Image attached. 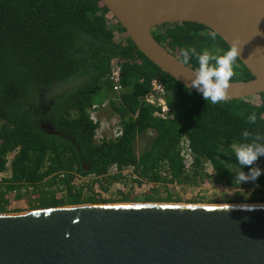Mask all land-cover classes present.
Returning a JSON list of instances; mask_svg holds the SVG:
<instances>
[{"label":"trees","instance_id":"trees-1","mask_svg":"<svg viewBox=\"0 0 264 264\" xmlns=\"http://www.w3.org/2000/svg\"><path fill=\"white\" fill-rule=\"evenodd\" d=\"M113 20L100 0H0V213L20 200L36 208L108 203L84 197L74 179L94 175L117 181L128 168L139 185L180 184L189 170L196 177L201 168L227 189L254 185V196L261 197L247 202H264V156L251 166L262 170L255 182L235 179L240 167L235 150L251 142L243 134L264 136V93L257 101L206 102L163 73ZM152 34L181 61L182 48L221 54L229 48L196 23L164 24ZM113 63L121 66L119 93L107 80ZM188 65L198 68L195 58ZM233 70L230 81L252 78L239 59ZM153 78L165 85L171 117L155 116L156 109L144 101ZM105 100L119 117L122 134L97 144L98 124L90 111ZM253 113L254 124L248 121ZM147 132L154 136L138 154L136 141ZM183 140L189 156L181 151ZM113 167L117 172L109 175ZM242 171L248 174L249 167ZM150 191L143 197L123 194L120 202H157ZM235 202L246 200L238 196Z\"/></svg>","mask_w":264,"mask_h":264},{"label":"water","instance_id":"water-1","mask_svg":"<svg viewBox=\"0 0 264 264\" xmlns=\"http://www.w3.org/2000/svg\"><path fill=\"white\" fill-rule=\"evenodd\" d=\"M100 1L137 49L186 88L196 69L153 28L207 27L241 49L252 75L229 81L223 101L264 93V0ZM0 264H264V208L119 203L0 213Z\"/></svg>","mask_w":264,"mask_h":264},{"label":"rangeland","instance_id":"rangeland-1","mask_svg":"<svg viewBox=\"0 0 264 264\" xmlns=\"http://www.w3.org/2000/svg\"><path fill=\"white\" fill-rule=\"evenodd\" d=\"M115 23V20L111 21ZM123 34H120L118 37H123ZM111 96V95H110ZM112 98V97H111ZM250 100L257 101V96L250 97ZM117 101V99H116ZM94 121L98 124L99 131L101 135L106 137L110 135V132L115 129L116 126L120 125L119 117L113 112L109 100L103 102L101 108H96L91 110ZM154 136V133L147 132L144 135L140 136L136 141V152L140 154L148 145L151 138ZM181 151L184 155L189 156L187 149L186 140L182 141ZM13 154L8 156L10 160ZM201 175L194 176L188 171V179L183 180L180 184H164L162 182L155 185L143 183L139 185L135 182L136 176L133 173L132 168L125 169L122 171V177L117 181H111L108 178L98 180L94 185H79L81 182L73 181L74 185L83 187V196L89 197L95 195L97 199H104L110 202L108 203H98V204H127V203H162V204H187V205H202V206H213V205H224V204H264V202H247L249 199L261 197V194L254 196V185L239 187L237 190H231L224 187L222 184H219L214 177L205 176L202 173ZM203 172H208V169H205ZM116 171L114 168L110 169L109 175L115 174ZM93 179L84 178V182H91ZM245 185V183H243ZM154 188H153V187ZM103 188V190L101 189ZM153 193L154 197L159 199L157 202H120L123 194H131L136 197H143L145 193ZM243 197L246 202L236 203V197ZM263 196V195H262ZM170 197V199H167ZM169 200V202H167ZM85 204H95V203H84ZM212 204V205H211ZM34 204H28L27 202L20 201H11L6 208L5 214L20 213L32 210H39L45 208H36ZM81 205V204H80Z\"/></svg>","mask_w":264,"mask_h":264},{"label":"clouds","instance_id":"clouds-1","mask_svg":"<svg viewBox=\"0 0 264 264\" xmlns=\"http://www.w3.org/2000/svg\"><path fill=\"white\" fill-rule=\"evenodd\" d=\"M241 49L236 45H230L226 51L220 53L216 50L215 53L204 49L197 52L194 47H187L181 49V56L184 65H188L190 60L195 58L198 68L193 72L194 78L187 86L189 91L195 89L202 95L206 102L212 104H219L226 98L227 89L230 87L229 81L234 76V65L240 56ZM248 121L252 124L256 122V114L253 113L248 116ZM245 139H250L249 143H241L235 150V158L239 164L235 179L242 182H255L261 175L262 170L259 167H251L258 160L264 156V136L250 137L248 132L244 134ZM248 166V174H245L242 169ZM256 207L264 208V205H257Z\"/></svg>","mask_w":264,"mask_h":264},{"label":"built area","instance_id":"built-area-1","mask_svg":"<svg viewBox=\"0 0 264 264\" xmlns=\"http://www.w3.org/2000/svg\"><path fill=\"white\" fill-rule=\"evenodd\" d=\"M108 82L112 86L111 91L119 93L122 91L123 86L121 83V66L118 63H113L109 76L107 78ZM144 101L153 106L156 110L154 112L155 116H158L162 119L171 117L172 110L169 107L167 100H166V89L163 81L160 78H153L150 81V91L146 94L144 97ZM103 106V104H102ZM101 108V107H97ZM91 117L93 119V116L91 114ZM95 120V119H93ZM96 121V120H95ZM94 121V122H95ZM122 134V126L121 124L116 126L115 129H113L110 132L109 136L101 135L99 128L96 130L94 140L95 143H101L103 140H114L118 138ZM114 170L117 172V169L113 167ZM84 178H89V179H99L102 180L101 178L95 177L94 175H89L87 177H80L77 176L74 180L76 182H81L79 185L84 186L86 183L83 181ZM88 182V181H86Z\"/></svg>","mask_w":264,"mask_h":264},{"label":"bare ground","instance_id":"bare-ground-1","mask_svg":"<svg viewBox=\"0 0 264 264\" xmlns=\"http://www.w3.org/2000/svg\"><path fill=\"white\" fill-rule=\"evenodd\" d=\"M142 204V203H141ZM165 204V203H164ZM173 204V203H172ZM182 206H192V205H187V204H178ZM195 205V204H194ZM212 205V204H211ZM257 206V205H264V204H224V205H213V206ZM196 206H202V205H196Z\"/></svg>","mask_w":264,"mask_h":264}]
</instances>
